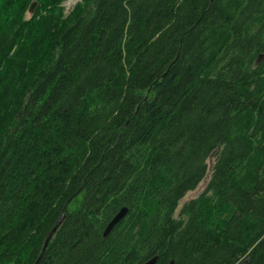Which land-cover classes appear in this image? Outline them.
<instances>
[{
	"label": "trees",
	"instance_id": "1",
	"mask_svg": "<svg viewBox=\"0 0 264 264\" xmlns=\"http://www.w3.org/2000/svg\"><path fill=\"white\" fill-rule=\"evenodd\" d=\"M61 1L0 0V264H264V0Z\"/></svg>",
	"mask_w": 264,
	"mask_h": 264
},
{
	"label": "water",
	"instance_id": "2",
	"mask_svg": "<svg viewBox=\"0 0 264 264\" xmlns=\"http://www.w3.org/2000/svg\"><path fill=\"white\" fill-rule=\"evenodd\" d=\"M35 3L32 2L30 4V7H29V12L32 10V8L34 7ZM125 211L126 209L124 207H121L114 215L113 217L108 221V223L105 225L104 229H103V232H102V235H106L109 230L112 228V226L117 222L119 221L123 215L125 214ZM63 218V214H61L58 219L55 221L54 225L51 227V229L48 231V233L46 234L45 238H44V241H43V245L41 247V252L44 250L46 244L48 243L50 237L52 236V234L54 233V231L56 230V228L58 227L59 223L61 222ZM155 256L152 257L151 259H149L148 261H146L145 263L143 264H153L154 261H155ZM171 264V263H169Z\"/></svg>",
	"mask_w": 264,
	"mask_h": 264
},
{
	"label": "rangeland",
	"instance_id": "3",
	"mask_svg": "<svg viewBox=\"0 0 264 264\" xmlns=\"http://www.w3.org/2000/svg\"><path fill=\"white\" fill-rule=\"evenodd\" d=\"M77 1H79V0H62L60 2V5L62 6V13H63V15H67L68 12L72 9V7L75 5V3ZM25 15H28V13L25 14ZM208 164H210V162H208ZM204 183H205L204 180L201 181L199 183V185L197 186V188L193 192H191L190 194H188L187 197L196 195L200 190H202V188L204 187Z\"/></svg>",
	"mask_w": 264,
	"mask_h": 264
}]
</instances>
